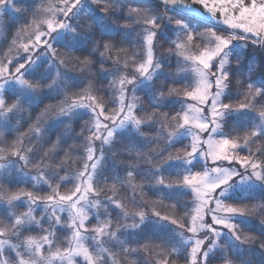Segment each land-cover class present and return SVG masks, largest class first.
<instances>
[{"label": "snow or ice", "instance_id": "snow-or-ice-1", "mask_svg": "<svg viewBox=\"0 0 264 264\" xmlns=\"http://www.w3.org/2000/svg\"><path fill=\"white\" fill-rule=\"evenodd\" d=\"M0 34V264H264V0H0Z\"/></svg>", "mask_w": 264, "mask_h": 264}, {"label": "trees", "instance_id": "trees-1", "mask_svg": "<svg viewBox=\"0 0 264 264\" xmlns=\"http://www.w3.org/2000/svg\"><path fill=\"white\" fill-rule=\"evenodd\" d=\"M3 40H2V42H5V40H6V37H5V35L3 34ZM5 51H6V48L4 49ZM0 54H2V53H0ZM30 187V186H29ZM255 259H259V256L257 255L256 257H255ZM124 262V261H123Z\"/></svg>", "mask_w": 264, "mask_h": 264}, {"label": "rangeland", "instance_id": "rangeland-1", "mask_svg": "<svg viewBox=\"0 0 264 264\" xmlns=\"http://www.w3.org/2000/svg\"><path fill=\"white\" fill-rule=\"evenodd\" d=\"M3 37H4V36H3V34H0V42H2V40H3ZM150 195H151V194H150ZM121 264H126V262H125V261H124V262H123V261H121Z\"/></svg>", "mask_w": 264, "mask_h": 264}]
</instances>
